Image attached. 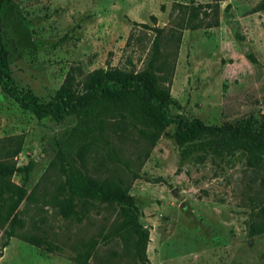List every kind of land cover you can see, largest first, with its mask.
Listing matches in <instances>:
<instances>
[{
  "label": "rangeland",
  "instance_id": "374dc122",
  "mask_svg": "<svg viewBox=\"0 0 264 264\" xmlns=\"http://www.w3.org/2000/svg\"><path fill=\"white\" fill-rule=\"evenodd\" d=\"M261 1L223 0L216 14L199 9V28L190 29L188 8L213 0H11L13 7L0 3V37L14 85L45 103L69 68L83 75L107 67L143 70L161 30L159 62L166 65L159 76L175 103L169 116L214 127L253 120L259 127L264 12L255 7ZM75 124V115L60 123L37 120L0 89V162L33 163L26 177L8 179L32 198L19 204L23 227L3 249L7 226L0 228V264H77L73 257L86 250L87 264H264V232L249 234L264 209V169L248 168L239 152L184 146L189 153L182 156L174 124L162 131L146 160L145 143L130 127L124 137L111 139V158L99 145L86 159L90 176H117L130 185L138 222L148 233L145 260L135 255L132 239L116 231L117 206L94 204L81 221L63 219L53 205L62 177L49 164ZM9 138L21 141L13 158L5 154ZM24 236L46 239L62 253L31 246Z\"/></svg>",
  "mask_w": 264,
  "mask_h": 264
},
{
  "label": "trees",
  "instance_id": "16d2710c",
  "mask_svg": "<svg viewBox=\"0 0 264 264\" xmlns=\"http://www.w3.org/2000/svg\"><path fill=\"white\" fill-rule=\"evenodd\" d=\"M213 0L204 7L196 6L189 9V21L185 27L199 28L195 22L198 10L210 9L217 13V3ZM13 7L11 0H0ZM180 7V6H179ZM187 9V8H186ZM255 11L264 12V0ZM203 15L207 14L203 12ZM153 41V52L146 68L141 71H122L116 68L95 69L83 75L79 68H69L61 85L53 97L41 103L39 99L19 90L11 79L8 53L0 37V89L17 106L31 113L37 120L49 118L60 123L65 116L75 115L76 124L71 129L61 150L49 167L57 169L62 182L57 188L58 195L53 198V205L63 219L81 221L94 204L115 205L119 208L116 231L122 236L132 239L131 247L135 255L145 260V248L148 242L147 231L138 222V210L135 198L129 194V184L117 176L94 178L87 173L86 159L93 148L102 145L111 158V139L125 136L127 127L136 130L138 137L145 143L143 160L155 146L162 131L174 124V140L182 156L188 149L205 148L214 153L232 155L239 152L245 158L248 168L264 169V125L255 127L253 120L225 122L219 127L206 126L193 119L187 121L182 116H169L167 109L175 105L169 90L161 84L159 76L165 68V62H159V37L157 30ZM251 63L254 58L248 56ZM6 157H16L20 152L21 141L7 139ZM203 141V142H201ZM201 157L199 160H202ZM33 163L17 167L14 164L0 162V228L4 230L5 241L1 249L8 245L10 238L16 237V229L23 227L18 218L17 208L23 200H30L22 186L12 184L8 179L13 174L25 177L32 170ZM137 178L132 175V180ZM257 218L261 220L249 225V234L258 235L264 232V209H260ZM22 240L47 253H62V248L36 236H24ZM0 249V257H1ZM90 252L77 253L73 261L87 264Z\"/></svg>",
  "mask_w": 264,
  "mask_h": 264
}]
</instances>
